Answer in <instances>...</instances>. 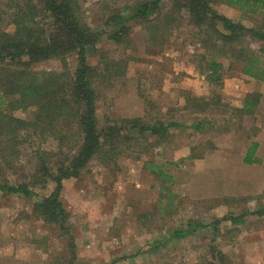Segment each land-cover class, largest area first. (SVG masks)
<instances>
[{
	"label": "rangeland",
	"instance_id": "obj_1",
	"mask_svg": "<svg viewBox=\"0 0 264 264\" xmlns=\"http://www.w3.org/2000/svg\"><path fill=\"white\" fill-rule=\"evenodd\" d=\"M137 1L81 0L98 34L89 60L100 63L102 71L112 59L122 65L120 75L111 82L110 76L101 77L97 87L99 126L133 117L176 125L163 138L134 133L114 158L95 157L80 177L65 178L61 197L70 214L69 230L34 212V204L56 187L55 180L32 184L30 196L0 191V264H70L73 251L80 264H264V215L254 213L264 207V81L246 74L243 61L219 49L221 77L212 81L208 67L217 50L206 48L188 17L158 41L145 24L129 19V36L117 43L111 35L119 18L111 17H131ZM160 3L165 11L172 0ZM212 6L264 32V5L252 11L218 0ZM0 18L1 25L5 17ZM257 37L247 33L244 44L259 49L264 41ZM68 60L74 71L76 55ZM36 67L60 71L64 64L50 59ZM248 96L257 98L251 111L245 106ZM198 103H207L206 108ZM2 108L13 110L7 104ZM35 111L31 105L13 113L29 121ZM24 131L6 143L16 153L1 145L8 135H0V184L32 182L44 153L52 155V164L69 153L68 139L61 146L59 138ZM254 141L259 142L258 160L249 163ZM244 212L239 223L224 220L217 231L212 225ZM193 222L202 226L192 234L169 235Z\"/></svg>",
	"mask_w": 264,
	"mask_h": 264
},
{
	"label": "trees",
	"instance_id": "obj_2",
	"mask_svg": "<svg viewBox=\"0 0 264 264\" xmlns=\"http://www.w3.org/2000/svg\"><path fill=\"white\" fill-rule=\"evenodd\" d=\"M37 1L0 0V17H5L0 25V106L11 105L13 110L31 105L36 107L34 117L29 121L16 116L13 110L0 109V119L3 121L0 123V135H8V139L1 145L5 146L11 137L17 139L24 135L23 132L21 135L18 133L21 129H26L24 132L27 136L36 134L59 138L63 142L61 146H64L66 139L71 143H67L69 153H65L66 156L56 163L52 164L51 154L44 153L41 156L40 174L36 173V179L32 182L6 181L0 184V191L30 196L34 193L32 184L55 180L56 187L34 204V212L47 222L69 230L70 214L61 197L64 179L80 177L83 169L95 157L114 158L123 151V145L131 142L134 133L144 139L150 136L163 138L170 134V128L176 123L162 120L148 123L142 117H133L125 119L122 124L100 127L97 87L101 77L103 79L108 75L111 82L113 76L122 73L121 62L112 59L102 71L100 63L93 64L89 60L88 50L97 44L98 34L87 19L81 0ZM160 1L138 0L131 17L119 14L111 17V20L119 18L112 38L121 44L130 33L128 20L135 18L145 24L149 36L158 41L166 36V32H172L180 26L183 17H188L199 29L201 41L206 44V48L217 50L211 53L212 61L208 67L211 72L208 77L212 81L221 77L222 65L217 61L221 54L218 49L222 54L243 61V71L246 74L264 81V42L259 49L244 44L247 33L252 31L260 41H264V32L218 12L212 6V1L218 0H172L171 6L165 11L161 8ZM226 2L249 7L252 11L264 5V0ZM70 54L77 57L78 63L74 71L69 67ZM50 59L61 60L64 68L60 71L37 69L36 64ZM250 96L247 97L245 106H249L251 111L257 106V98L254 100ZM206 104L197 105L203 110ZM119 137H123L122 140ZM258 147L259 142L254 141L248 150L247 162L254 163L258 160ZM5 149L14 151L15 147L6 144ZM39 152L42 154L43 151ZM254 213L264 215V207ZM247 214L225 215L216 219L212 225L217 231L222 221L231 219L239 223L245 220ZM200 226L201 223L196 222L177 226L169 235L182 238L192 234ZM71 238L75 249L74 238ZM75 254L73 251L70 264H80L77 263ZM209 264L218 263L210 261Z\"/></svg>",
	"mask_w": 264,
	"mask_h": 264
}]
</instances>
